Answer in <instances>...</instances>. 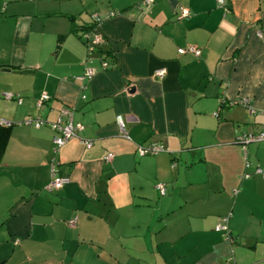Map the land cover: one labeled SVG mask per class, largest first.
<instances>
[{"label": "crops", "instance_id": "crops-1", "mask_svg": "<svg viewBox=\"0 0 264 264\" xmlns=\"http://www.w3.org/2000/svg\"><path fill=\"white\" fill-rule=\"evenodd\" d=\"M224 2L0 0V264H264V140L235 141L264 130V0ZM63 108L83 128L54 153Z\"/></svg>", "mask_w": 264, "mask_h": 264}, {"label": "built area", "instance_id": "built-area-1", "mask_svg": "<svg viewBox=\"0 0 264 264\" xmlns=\"http://www.w3.org/2000/svg\"><path fill=\"white\" fill-rule=\"evenodd\" d=\"M151 1L152 0H143V3L149 4ZM217 3L219 6L224 7L225 11H227V8L225 7L224 0H217ZM114 14L115 13H113V12L111 13V15H114ZM187 14H188V11H186V10L182 11L183 16H185ZM83 39L86 43L85 62L90 63L92 60V56H93L94 52L96 51L98 45L103 42V37L98 35V34L90 35V33L86 32L83 35ZM177 52L179 54H184L186 52H190L194 56H199L200 55V48L197 47L196 45L186 44L183 47H179L177 49ZM101 65L103 68H105L108 64L105 61H103L101 63ZM94 73H95L94 68L85 67V72L83 73L81 78L88 79ZM155 75L156 76H163V70H157L155 72ZM4 96L6 98H13L14 97V95L7 94V93H5ZM46 99H48V96L43 94L40 98L39 103H41L43 100H46ZM17 100H18V102H21L20 97H18ZM238 103H240L243 106H247L248 105V99L244 98L242 100H239ZM71 115H72L71 109L63 108L60 110V114H59V117L57 118V120L50 123L51 128L58 133L53 138L54 145L52 147V150L54 153H57L58 150L60 149V147L62 145H64L68 140H70L71 138L77 137V133L80 130H82V128H83V126L80 123H74L72 121ZM24 122L26 124H29V125L33 124L35 127L42 126L45 123V121L40 119V118H36L34 121L33 120H26ZM116 122H117V125L120 129L122 136H126V131L124 129V123L121 120L120 116L116 117ZM0 123H3L5 125L10 124L9 122L1 120V119H0ZM260 140H264V130H262L258 133L238 134L235 138L236 143H238L241 146L244 155H246L247 145L249 143L258 142ZM82 143L84 144L85 148H90L92 145V143L90 141H87V140H83ZM163 150H164V148L161 145L156 144V143H149L147 145H138L137 146V152L139 155L154 154V153H158V152L163 151ZM112 156L113 155L111 153H107L105 155V159L110 160L112 158ZM248 165H249V163L246 161V166H248ZM51 171H52L51 181L45 187V189L49 190V191L61 188L63 186V184L67 181L66 178L57 176L54 167H52ZM255 172L259 173L261 175H264V168L257 167L255 169ZM245 176H249V174H246ZM157 189L160 191V193H162V194L164 193V187L162 184H158ZM228 219H229V216L220 217L216 226H215V230L223 232L225 237L229 240L231 238L229 236V230H228V226H227ZM73 222L74 221H72L71 223H73Z\"/></svg>", "mask_w": 264, "mask_h": 264}, {"label": "trees", "instance_id": "trees-1", "mask_svg": "<svg viewBox=\"0 0 264 264\" xmlns=\"http://www.w3.org/2000/svg\"><path fill=\"white\" fill-rule=\"evenodd\" d=\"M11 124L0 123V160L9 138Z\"/></svg>", "mask_w": 264, "mask_h": 264}]
</instances>
